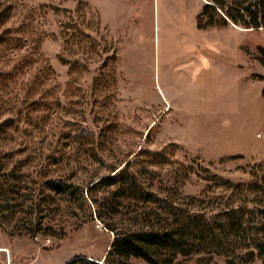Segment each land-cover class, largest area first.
Returning <instances> with one entry per match:
<instances>
[{
	"label": "rangeland",
	"instance_id": "374dc122",
	"mask_svg": "<svg viewBox=\"0 0 264 264\" xmlns=\"http://www.w3.org/2000/svg\"><path fill=\"white\" fill-rule=\"evenodd\" d=\"M7 3L14 41L0 47V264H102L114 239L106 225L132 224L128 201L119 199L118 214L106 203L116 188L93 193L103 219L59 197L46 205L49 178L87 190L140 151L160 154L156 166L144 157L143 181L192 211L226 207L223 183H264V31L204 28L206 0ZM33 198L43 201L47 236L31 225Z\"/></svg>",
	"mask_w": 264,
	"mask_h": 264
},
{
	"label": "trees",
	"instance_id": "16d2710c",
	"mask_svg": "<svg viewBox=\"0 0 264 264\" xmlns=\"http://www.w3.org/2000/svg\"><path fill=\"white\" fill-rule=\"evenodd\" d=\"M206 1L202 17L207 18L208 23L204 28L232 23L243 29L264 31V0ZM13 13V6L7 0H0V47L9 46L14 41L13 31L5 29ZM145 156L151 159L148 161L144 159ZM135 157L136 161H128L122 169H113L112 175L91 184L88 191L65 179L49 178L43 181V189L52 194L49 201L44 200L46 205H52L54 197H59L66 204V209L73 210L75 207L74 210L89 213L90 218L97 216L103 219L105 207H99L98 211L90 207L97 204L93 193L102 188H116L112 198L106 201L113 213L118 214L121 198L129 202V208H136L131 225L120 227L117 222L106 225V229L114 234V239L102 264H128L132 259L146 264H176L180 257L202 255L225 257L229 264H249L256 258L264 262V183L248 186L223 183L221 186L231 192L226 207L218 211L207 207L206 211H192L189 204H178L143 181L144 164L148 161L151 166H156L160 154L140 151ZM12 180L15 181L14 178ZM7 200L8 209L14 215V208L10 207L14 199ZM42 206V200L37 202L32 199L30 209L33 216L30 221L36 230L35 235L47 236L46 230L51 229L43 231L40 217ZM66 264L101 262L77 257Z\"/></svg>",
	"mask_w": 264,
	"mask_h": 264
},
{
	"label": "crops",
	"instance_id": "0c3cea01",
	"mask_svg": "<svg viewBox=\"0 0 264 264\" xmlns=\"http://www.w3.org/2000/svg\"><path fill=\"white\" fill-rule=\"evenodd\" d=\"M70 260H72V259H70ZM70 260H68V261H66V262H64V263H62V264H66V263L69 262Z\"/></svg>",
	"mask_w": 264,
	"mask_h": 264
}]
</instances>
